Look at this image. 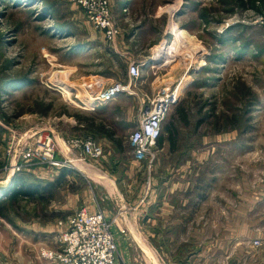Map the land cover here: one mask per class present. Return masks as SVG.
<instances>
[{"label": "rangeland", "instance_id": "374dc122", "mask_svg": "<svg viewBox=\"0 0 264 264\" xmlns=\"http://www.w3.org/2000/svg\"><path fill=\"white\" fill-rule=\"evenodd\" d=\"M107 2L119 29L112 40L70 0H0V264H58L42 249L58 253L60 232L51 231L86 208L85 195V210L102 211L109 222L115 264L119 243L135 245V256L143 255L139 246L165 244L164 237L118 234L122 206L111 200L147 196L150 180L181 161L193 184L198 172L205 194L189 232L202 228L206 244L243 249L264 229V0ZM176 36L173 55L151 60ZM133 62L143 64L132 93L95 102L98 91L129 82ZM175 88L151 163L135 158L128 137L142 101ZM56 134L72 146L74 162L57 153ZM88 138L105 144L97 160L82 153ZM47 139L54 151L39 149ZM67 165L72 170L56 177L42 170ZM28 184L38 192L8 197ZM260 246L252 244L254 258Z\"/></svg>", "mask_w": 264, "mask_h": 264}, {"label": "crops", "instance_id": "0c3cea01", "mask_svg": "<svg viewBox=\"0 0 264 264\" xmlns=\"http://www.w3.org/2000/svg\"><path fill=\"white\" fill-rule=\"evenodd\" d=\"M123 9H125V7L122 8V10ZM85 109L88 110V108ZM102 130H104V128H102ZM60 136V134L55 135L59 147V152L57 153H60L62 155L61 157L67 162H74L76 155L71 150L72 146L70 147V144H65L63 139H60ZM99 141L100 145L101 143L105 145L102 139H99ZM165 152L167 153L168 151ZM130 156L132 157L131 150ZM203 158V154L197 155V161L199 163H203ZM56 159L59 161L62 160L61 158ZM158 161L159 160L156 158L155 161H153L154 163L149 165L150 171L152 170L155 172L157 167H159ZM181 162L178 169L168 171L162 180L159 179L157 181L156 178L150 180L147 196L139 197L135 195V198H125L120 195L118 198L112 197V203L122 206L119 208L121 211L120 218L122 220L120 219V224L122 232H118V234H123L125 236H137L140 234L151 236L152 238H165V244L152 243L149 247L139 246L137 249H140V253L143 254L140 256L132 254L136 249L133 248L136 247L135 245L119 243L116 263L264 264V246H260L262 254L254 258L252 243L251 245H246L243 249L236 245H222L221 243L206 244L204 240V229L195 228L191 229L190 232L187 230L188 222L194 220V216L198 215L200 206L204 204L205 194L201 186L199 192L198 172L196 176L197 182L193 184L189 181V173L184 169L185 166H183L184 163L189 166L188 163L186 161ZM68 165L65 169L60 167H42V170L52 173L55 175L54 177H56L62 170H66V172L72 170L71 168H73V166L71 167ZM89 166L92 167V165ZM89 169L90 168H88V171H90ZM81 202V205L83 204L88 208V196L85 195ZM64 228L65 224L61 222L60 225L55 226V230L53 229L51 232H61ZM128 229L133 232L129 231L128 233ZM174 229L178 231L177 236L180 237L178 240L173 238L175 236ZM135 230H137V232H135ZM141 231H144V233H141ZM199 234H201L200 238H202L200 239V243H191L190 245L187 243L188 241L192 242L194 240L193 237L199 241ZM145 257L148 258L147 262L145 261Z\"/></svg>", "mask_w": 264, "mask_h": 264}, {"label": "built area", "instance_id": "2783aa9c", "mask_svg": "<svg viewBox=\"0 0 264 264\" xmlns=\"http://www.w3.org/2000/svg\"><path fill=\"white\" fill-rule=\"evenodd\" d=\"M84 12L87 20L97 29L103 32L106 39L112 40L119 29L112 21L110 8L107 0H70ZM124 10V9H123ZM141 65L131 63L127 67L129 82L126 85L116 83L97 92L93 100L98 104L108 103L120 94H131L133 82L141 75ZM176 88L173 91H161L151 100L142 101V106L138 109L136 127L130 133L128 140L132 147L135 158L144 159L149 157V163L153 159L152 151L160 136L162 122L178 99ZM39 149L42 151L43 145L46 149L53 150L52 144L47 139V143H40ZM82 145V153L91 160H97L102 156V148L91 138H88ZM44 157H51L43 151ZM42 157V156H41ZM45 161V160H42ZM53 166H63V164L52 161ZM57 240L61 249L57 254L49 251L46 253L42 249V256L57 261L58 264H115L116 243L110 225L102 211L88 212L80 209L67 217L65 228L58 233ZM254 246L264 244V229L259 236L252 241Z\"/></svg>", "mask_w": 264, "mask_h": 264}, {"label": "bare ground", "instance_id": "6f19581e", "mask_svg": "<svg viewBox=\"0 0 264 264\" xmlns=\"http://www.w3.org/2000/svg\"><path fill=\"white\" fill-rule=\"evenodd\" d=\"M181 39V36H176L173 40V42L170 45H166L164 47V44L160 46L151 56V60H159L161 58L167 57L169 55H173L176 52V46L178 41ZM185 44L182 42L180 44V48H182ZM182 46V47H181ZM2 193V192H1Z\"/></svg>", "mask_w": 264, "mask_h": 264}, {"label": "trees", "instance_id": "16d2710c", "mask_svg": "<svg viewBox=\"0 0 264 264\" xmlns=\"http://www.w3.org/2000/svg\"><path fill=\"white\" fill-rule=\"evenodd\" d=\"M49 185H51V184H49ZM39 188L40 187L35 185V184L34 185L28 184V185H25V186L17 185V187L12 190V192L9 194L8 197L14 198V199H16L17 197H20V196L30 197L31 195H33L36 192H38Z\"/></svg>", "mask_w": 264, "mask_h": 264}]
</instances>
